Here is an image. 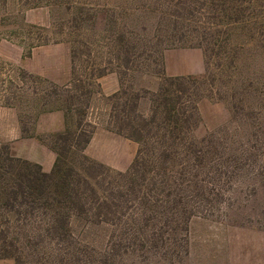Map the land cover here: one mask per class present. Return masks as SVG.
Segmentation results:
<instances>
[{
	"label": "trees",
	"instance_id": "obj_1",
	"mask_svg": "<svg viewBox=\"0 0 264 264\" xmlns=\"http://www.w3.org/2000/svg\"><path fill=\"white\" fill-rule=\"evenodd\" d=\"M245 2L147 1L141 24L133 18L136 8L130 10L133 15L111 11L101 31L94 27V5L64 2L67 17L55 27L66 36L71 77L61 87L46 84L39 111L60 112L63 129L34 137L39 114L26 121L17 117L20 138H35L53 154L47 173L0 145V260L125 264L136 258L146 264L149 256L174 264L186 256L189 220L211 217L228 204L225 181L251 158L239 143L228 145L223 131L198 140L191 135L199 121L198 102L212 94L233 117L249 116L244 113L248 82L237 79L238 91L225 89L221 96L214 91L232 79L236 52L245 44L234 33L243 34L254 22L252 12L244 15ZM176 48L200 50L204 75L164 76L162 54ZM108 73L116 75L119 89L104 98V128L136 145L123 172L83 155L94 131L85 117L99 94L95 81ZM143 73L158 77L155 91L133 88L131 75ZM19 76L42 82L26 73ZM93 226L106 231L98 250L82 244Z\"/></svg>",
	"mask_w": 264,
	"mask_h": 264
},
{
	"label": "rangeland",
	"instance_id": "obj_2",
	"mask_svg": "<svg viewBox=\"0 0 264 264\" xmlns=\"http://www.w3.org/2000/svg\"><path fill=\"white\" fill-rule=\"evenodd\" d=\"M66 1L77 5H94V27L101 31L111 11L120 13L129 10L128 14L133 15L130 10L136 8L138 10L134 17L129 16L128 20L133 17L137 24H141L144 21V8L141 7H145L147 1L152 0H0V145L9 144L4 139L10 135L17 117L26 121L39 114L42 110V93L48 90L46 84L49 80L23 68H31L33 71L39 68L47 70L49 53H53L60 58L64 56L69 63L67 82L56 86L67 85L70 80L69 46L65 42L64 31L57 34L55 27L67 17L64 13ZM247 1L250 4L242 3L241 7L248 8L245 16H250L248 13L252 12L254 22L248 25L243 34L238 31L234 33V37L245 44L236 52V68L231 74L232 79L225 85L217 84L214 91L221 96L225 89L233 88L238 91L235 82L237 79L248 82L249 87L245 88L249 95L245 101L249 110L245 109L244 113L249 116L239 114L233 117L229 106L216 100V96L212 94L210 100L201 99L198 102L199 121L191 135L198 140L217 130L223 131L228 145L233 147L234 142L239 143L243 150L251 153V158L239 168L235 176L225 181L227 184L222 189L228 204L225 202L219 206V212H214L211 217H193L189 220L187 254L179 263L174 264H264V0ZM101 6L102 9H99ZM248 37H253L254 40L248 41ZM49 47L54 48H50L49 52ZM198 51L202 57L201 51ZM203 69L198 76L204 75ZM20 72L38 77L42 82L34 83L24 76L20 78ZM131 77L134 89H141V85L150 86V77L158 79L149 73L133 74ZM143 107L141 106L142 109ZM48 108L49 105L43 109ZM107 113L108 105L104 98L94 94L85 120L94 130L107 131L104 128ZM48 126L49 121L38 122L40 129ZM48 134L39 137L43 138ZM109 138V142L115 139L121 155L126 159L124 165L114 163L113 167L107 168L113 172H123L134 157L136 145L117 135ZM252 143L254 149L251 151L248 147ZM94 148L93 145L87 154L94 155ZM83 155L89 158L85 152ZM105 235L104 227L93 226L81 237L82 244L98 250ZM147 257L146 264H164L160 260ZM130 260L125 261V264H141V259Z\"/></svg>",
	"mask_w": 264,
	"mask_h": 264
},
{
	"label": "crops",
	"instance_id": "obj_3",
	"mask_svg": "<svg viewBox=\"0 0 264 264\" xmlns=\"http://www.w3.org/2000/svg\"><path fill=\"white\" fill-rule=\"evenodd\" d=\"M50 48L49 47V52ZM33 53V52H32ZM32 53H30L31 56ZM32 58V57H31ZM163 73L166 77H178V76H198L202 73L203 61L201 54L196 49H171L166 50L162 54ZM27 72L43 77L49 80V83L54 85H63L67 82L69 76V63L65 61V57H59L49 53V69L45 70L39 68L37 71H33L31 68H23ZM144 79L146 77H143ZM151 78V85H141V89L153 92L158 85V79ZM95 83L97 84L99 94L98 97L106 98L119 89L117 77L114 73H108L98 78ZM39 121H49V126L45 129L38 128ZM40 126V125H39ZM63 129L62 115L58 111L45 112L41 114L33 128L34 137H38L44 134H52L60 132ZM48 132V133H43ZM114 138L115 135L104 131L102 129H95L91 136V139L85 147L83 153L93 161L98 162L106 167H113L114 163L125 164V157L121 155L115 139L112 141L109 138ZM9 142L7 145L9 152L13 157L25 160L30 163L39 165L43 172H49L54 160L53 154L35 138H20L19 127L17 120L13 122V127L10 135L4 139ZM112 143V144H111ZM94 145V155L87 154L88 150ZM0 264H13L10 260H0Z\"/></svg>",
	"mask_w": 264,
	"mask_h": 264
}]
</instances>
